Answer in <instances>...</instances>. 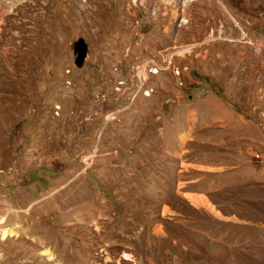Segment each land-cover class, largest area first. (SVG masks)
Instances as JSON below:
<instances>
[{"label":"rangeland","instance_id":"1","mask_svg":"<svg viewBox=\"0 0 264 264\" xmlns=\"http://www.w3.org/2000/svg\"><path fill=\"white\" fill-rule=\"evenodd\" d=\"M0 264H264V0H0Z\"/></svg>","mask_w":264,"mask_h":264},{"label":"crops","instance_id":"2","mask_svg":"<svg viewBox=\"0 0 264 264\" xmlns=\"http://www.w3.org/2000/svg\"><path fill=\"white\" fill-rule=\"evenodd\" d=\"M192 105L195 109H193L194 115L207 116L208 118L205 120L209 125L221 121H225L229 125L234 121V109L230 104L221 101L210 92L194 97Z\"/></svg>","mask_w":264,"mask_h":264},{"label":"water","instance_id":"3","mask_svg":"<svg viewBox=\"0 0 264 264\" xmlns=\"http://www.w3.org/2000/svg\"><path fill=\"white\" fill-rule=\"evenodd\" d=\"M72 51L75 55L74 63L76 66H80L86 55V44L81 38H78L73 42Z\"/></svg>","mask_w":264,"mask_h":264},{"label":"bare ground","instance_id":"4","mask_svg":"<svg viewBox=\"0 0 264 264\" xmlns=\"http://www.w3.org/2000/svg\"><path fill=\"white\" fill-rule=\"evenodd\" d=\"M143 71V70H142Z\"/></svg>","mask_w":264,"mask_h":264},{"label":"built area","instance_id":"5","mask_svg":"<svg viewBox=\"0 0 264 264\" xmlns=\"http://www.w3.org/2000/svg\"><path fill=\"white\" fill-rule=\"evenodd\" d=\"M140 77V76H139Z\"/></svg>","mask_w":264,"mask_h":264}]
</instances>
